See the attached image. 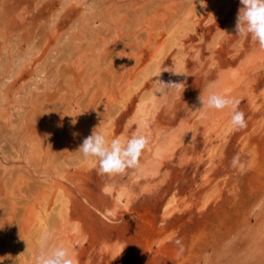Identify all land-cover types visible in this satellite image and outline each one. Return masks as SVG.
I'll return each mask as SVG.
<instances>
[{
	"label": "rangeland",
	"instance_id": "obj_1",
	"mask_svg": "<svg viewBox=\"0 0 264 264\" xmlns=\"http://www.w3.org/2000/svg\"><path fill=\"white\" fill-rule=\"evenodd\" d=\"M240 7L0 0V264H36L45 233L74 264H264V50ZM94 130L147 136L140 166L98 174Z\"/></svg>",
	"mask_w": 264,
	"mask_h": 264
},
{
	"label": "clouds",
	"instance_id": "obj_2",
	"mask_svg": "<svg viewBox=\"0 0 264 264\" xmlns=\"http://www.w3.org/2000/svg\"><path fill=\"white\" fill-rule=\"evenodd\" d=\"M240 5L236 33L245 38L250 37L261 50H264V0H240ZM154 83L157 93L160 94H167L172 89L179 92L185 88L183 83H164L160 80ZM199 99L203 108L206 106L217 111L230 108V125L237 130L246 127L245 115L238 110V101L215 92L208 95L206 101L201 97ZM148 143L145 135L136 134L126 140L121 138L109 140L106 134L94 130L92 135L83 140L77 152L82 154L85 161L96 164L98 174L117 175L140 166V157ZM235 160L236 158H233L234 164ZM50 238L51 234L45 233L39 239L36 264H74L68 248L50 246Z\"/></svg>",
	"mask_w": 264,
	"mask_h": 264
},
{
	"label": "bare ground",
	"instance_id": "obj_3",
	"mask_svg": "<svg viewBox=\"0 0 264 264\" xmlns=\"http://www.w3.org/2000/svg\"><path fill=\"white\" fill-rule=\"evenodd\" d=\"M35 146V145H34ZM29 147V146H28ZM40 152V151H39ZM65 205V204H64ZM61 207V206H60ZM66 208V207H65ZM65 208H64V206H62V209H64L65 210ZM67 209V208H66ZM46 212V211H45ZM36 219V218H35ZM38 226H39V224H38ZM39 228H41V227H39Z\"/></svg>",
	"mask_w": 264,
	"mask_h": 264
}]
</instances>
